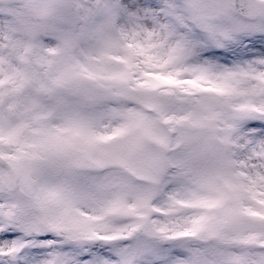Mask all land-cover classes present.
Segmentation results:
<instances>
[{"label": "snow or ice", "instance_id": "6c2138e0", "mask_svg": "<svg viewBox=\"0 0 264 264\" xmlns=\"http://www.w3.org/2000/svg\"><path fill=\"white\" fill-rule=\"evenodd\" d=\"M0 264H264V0H0Z\"/></svg>", "mask_w": 264, "mask_h": 264}, {"label": "rangeland", "instance_id": "374dc122", "mask_svg": "<svg viewBox=\"0 0 264 264\" xmlns=\"http://www.w3.org/2000/svg\"><path fill=\"white\" fill-rule=\"evenodd\" d=\"M125 243H128V242H125ZM44 251H45L44 249H39V248L25 249V252H27L29 255H36Z\"/></svg>", "mask_w": 264, "mask_h": 264}]
</instances>
